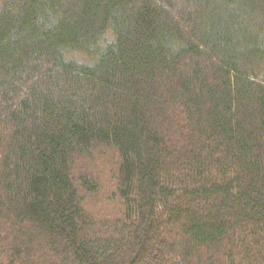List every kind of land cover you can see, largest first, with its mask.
Masks as SVG:
<instances>
[{"label":"trees","instance_id":"16d2710c","mask_svg":"<svg viewBox=\"0 0 264 264\" xmlns=\"http://www.w3.org/2000/svg\"><path fill=\"white\" fill-rule=\"evenodd\" d=\"M0 264H264V0H0Z\"/></svg>","mask_w":264,"mask_h":264},{"label":"rangeland","instance_id":"374dc122","mask_svg":"<svg viewBox=\"0 0 264 264\" xmlns=\"http://www.w3.org/2000/svg\"><path fill=\"white\" fill-rule=\"evenodd\" d=\"M75 58L78 59V60H81V61L87 60V58L85 56H80L78 54L75 56ZM82 160L83 161H79L75 165V168L77 170H81L82 169V168H80V166H82V167H88L87 170L92 171L94 173H97L96 179L98 180V183L99 184H103L105 181L108 182V176L109 175L107 173H103L102 171H100L102 165L101 166L99 165V160L98 159H96L95 162L93 161L91 163H90V161H88L86 159H82ZM102 170H104V169L102 168ZM86 202L88 203V206L93 205V207H94L93 210H95V212L97 210L104 211L107 208L106 203L103 204L102 206H100V205L97 204V202H94V201H92L90 199H88V201H86Z\"/></svg>","mask_w":264,"mask_h":264}]
</instances>
